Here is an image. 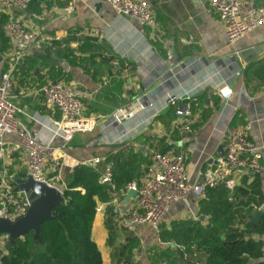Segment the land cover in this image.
<instances>
[{
  "label": "crops",
  "instance_id": "1",
  "mask_svg": "<svg viewBox=\"0 0 264 264\" xmlns=\"http://www.w3.org/2000/svg\"><path fill=\"white\" fill-rule=\"evenodd\" d=\"M149 1L156 22L148 27L130 16L120 15L107 0H76L75 10L70 15L64 14L62 7L48 6L45 2L39 14L32 8L11 13L29 29L58 35V42L68 40L71 48L87 45L84 44L86 38L92 43L96 39L99 45L78 51L77 56L84 60L69 66L55 55L56 48L52 46L55 41H52L42 48L32 49L27 55L28 66L32 58L38 60L29 73L24 70L21 76L24 71L13 72V100L21 109L18 118L30 133L48 140L51 131L41 122L61 117L59 112L44 105L38 92L39 76L52 66H62L69 75L67 81L82 92L85 117L99 119V126L93 132L76 133L69 142L55 140L56 160L49 164L46 174L50 178L59 177L64 187L78 161L116 152L117 138L122 134H125L126 146L148 158L149 166L154 162V151L179 148L180 137L177 140L175 134L183 137L181 121L171 107L163 108L164 98L170 92L191 96L183 101L191 108V100L197 103L192 108L193 117L189 118L192 131L185 136L186 171L191 182L198 183L206 171L216 165L222 156L220 147L224 145L225 134L247 122L252 125L250 139L259 147L262 153L259 162L264 166V86L251 79L248 72L253 64L264 59V51L250 63L239 56L246 48L264 45V23L236 43L228 44L224 24L210 10L208 0ZM93 30L98 33L92 34ZM8 55L2 56V64ZM251 56L252 53L247 55ZM42 60H47L50 66L45 68ZM224 86L232 90L229 98L218 93ZM119 110L124 120L119 125L110 124L111 115ZM125 110H131L133 116L125 117ZM94 138L106 141L99 146L89 145ZM5 143L10 167L26 173L18 137L8 135ZM144 177L137 181L142 182ZM125 187L120 190L121 209L131 200H125L129 193ZM235 191L239 201L250 196L254 212L264 213V170L241 174L236 188L231 191L232 197ZM98 208L101 210H97L94 220L93 239L102 252L104 264H128L120 252L132 237L140 242L133 250L132 264H204V258L192 255L185 261L182 252L168 245L169 242H162L159 233L149 225L129 231L109 201H99ZM199 209L197 198L178 203L165 216L163 224L197 219ZM114 222L124 228L127 236L115 242L117 247L106 254L108 224ZM246 237L264 240V236L253 233ZM113 241L116 240L112 238Z\"/></svg>",
  "mask_w": 264,
  "mask_h": 264
},
{
  "label": "built area",
  "instance_id": "2",
  "mask_svg": "<svg viewBox=\"0 0 264 264\" xmlns=\"http://www.w3.org/2000/svg\"><path fill=\"white\" fill-rule=\"evenodd\" d=\"M107 1L120 15L130 16L142 26H152L156 22L149 0ZM30 2L31 0H0V11L11 15L13 10L27 9ZM208 3L210 10L217 14L224 24L228 44L236 43L264 23V6H258L256 0H208ZM75 5L76 0H70L61 11L70 15L74 12ZM6 30L10 42L9 68L4 69L0 61V218L15 220L27 211L30 200L24 193L13 192L15 184L10 180L11 162L5 138L8 135L18 137L27 176L64 191L65 187L60 185L59 177L50 178L46 174L49 164L56 160L55 140L60 138L69 142L76 133L93 132L99 126V119L85 117L82 92L79 89L65 79L48 80L39 87L38 92L42 96L44 105L59 112L61 117L41 122L43 127L51 131L48 140L30 133L18 118L21 109L13 100V72L25 61L32 49L42 48L60 38L43 30L29 29L12 15ZM91 33L97 34L98 31L93 30ZM218 93L223 98H229L232 90L224 86L218 89ZM185 97L180 93L170 92L166 94L163 103V108L166 109L176 106V115L181 121L183 135L178 142L180 147H172L163 152L154 151V162L147 168L142 182L133 180L126 185V192L136 190L137 194L125 205V208H120L122 195L114 182L112 164L104 163L102 156L78 161V165L93 168L103 164L100 181L110 185L112 196L109 203L114 205V212L129 231H135L142 225H149L158 233L162 221L174 205L188 202L191 198L199 200L207 198L208 190L219 185L233 191L241 174L264 170V166L259 162L262 153L250 139L252 125L247 122L239 128L230 129L225 134L224 153L216 165L206 171L203 183L191 182L186 171L188 148L185 146V136L192 131V121L189 118L193 117L194 112L188 103H183ZM132 116L131 110H125V117ZM110 120V124H121L124 120L122 110L113 113ZM105 141L94 138L88 144L99 146ZM117 141L118 144H125V134L118 137ZM167 244L179 249L185 261L190 258L191 255L185 246L176 243ZM6 245L7 237L0 236V250L5 249Z\"/></svg>",
  "mask_w": 264,
  "mask_h": 264
},
{
  "label": "trees",
  "instance_id": "3",
  "mask_svg": "<svg viewBox=\"0 0 264 264\" xmlns=\"http://www.w3.org/2000/svg\"><path fill=\"white\" fill-rule=\"evenodd\" d=\"M69 1L31 0L28 8L39 14L42 12L43 2L48 6L54 4L63 7ZM256 4L264 6V1L256 0ZM10 20L9 14L0 11L2 56L10 51L6 30ZM93 42L86 38L84 44L87 47L81 45L79 49L69 47L68 40L55 41L52 46L56 48L55 55L58 58L69 66H75L84 60L77 56L78 51L81 53V50L99 46L96 39ZM28 60L29 56H26L14 73L31 71L38 62L37 58H32L28 66ZM41 64L45 68L50 66L47 60H42ZM3 67L9 68L8 59ZM248 72L252 75L251 79L264 86V59L253 64ZM24 74L25 71L21 76ZM68 78L69 75L62 66H52L46 74L41 73L37 84L40 87L49 79ZM191 102L192 100L190 104L194 108L197 103ZM171 109L175 115L176 108ZM178 134H175L177 140L181 137ZM103 159L104 163H111L113 166L114 182L118 190L143 177V170H147L151 163L141 152L127 147L126 144H119L116 152L105 155ZM102 165L97 168L82 164L76 166L65 181V201L53 209L56 218L42 224L38 242L31 231L12 245H6L5 249L0 250V264H104L102 252L93 239L98 202L109 201L112 196L110 185L100 181ZM9 175L13 182L14 177H27L24 170L15 171L13 167H10ZM231 193L222 185L210 188L207 198L199 200L197 219L173 220L168 225L162 221L158 232L160 240L185 246L190 255L204 258V264H264L261 259L264 257V240L246 237V234L252 233L264 236V213L257 221L251 222L250 218L255 209L251 197L239 201L237 192L235 191L233 197ZM139 243L137 237H132L121 250L120 254L124 259L127 258L128 264H132L133 250Z\"/></svg>",
  "mask_w": 264,
  "mask_h": 264
},
{
  "label": "water",
  "instance_id": "4",
  "mask_svg": "<svg viewBox=\"0 0 264 264\" xmlns=\"http://www.w3.org/2000/svg\"><path fill=\"white\" fill-rule=\"evenodd\" d=\"M264 51V45L246 48L240 52V57H243L246 62L254 61L258 55ZM252 53L251 57H247ZM2 61V55H0ZM221 155L224 153L223 146L220 147ZM15 187L14 193H24L30 200V205L27 211L18 216L15 220L0 218V236L7 237V246L12 245L17 239L24 237L29 232H34V239L38 242L41 226L44 222L55 219L53 209L60 206L65 201L64 191L59 188L49 185L46 182L35 180L32 176L26 178L14 177ZM204 176L198 181L203 183ZM136 190H130L125 196V200L136 196ZM233 195V194H232ZM262 211H255L251 222H255Z\"/></svg>",
  "mask_w": 264,
  "mask_h": 264
},
{
  "label": "rangeland",
  "instance_id": "5",
  "mask_svg": "<svg viewBox=\"0 0 264 264\" xmlns=\"http://www.w3.org/2000/svg\"><path fill=\"white\" fill-rule=\"evenodd\" d=\"M108 225H109V228H108V235L106 238V246H105L106 247L105 248L106 254H107V251H109V249L111 250L112 248L115 249V247H117V245H115V242H118V240H123L127 236L126 231L124 230L123 227L120 226V224L117 225L114 222L113 225L111 223H109ZM109 231L111 234L109 233ZM112 238L116 241L111 242ZM152 246H154V243H152ZM1 249H3V248H1ZM114 252H115V250H114ZM114 256H115V254H114ZM114 256L112 255V259L115 258ZM125 259L127 260L126 257H125Z\"/></svg>",
  "mask_w": 264,
  "mask_h": 264
}]
</instances>
